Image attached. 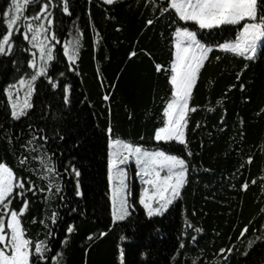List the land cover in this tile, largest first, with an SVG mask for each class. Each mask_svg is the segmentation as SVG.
Here are the masks:
<instances>
[{
    "label": "trees",
    "instance_id": "16d2710c",
    "mask_svg": "<svg viewBox=\"0 0 264 264\" xmlns=\"http://www.w3.org/2000/svg\"><path fill=\"white\" fill-rule=\"evenodd\" d=\"M63 2L53 0L57 35L70 41L76 29L82 33L75 71L69 72L59 58L52 66V75L57 78L65 72L61 85H71L67 104L62 86L53 90L46 79H39L31 98L34 107L26 117L13 120L4 89L18 80V68L27 70L24 63L13 64L30 58L20 51L27 42L17 35L19 47L14 48V54L0 55V159L17 169L18 175L27 174L17 159L31 124L46 130L51 138L46 149L55 154L61 172L71 161L81 173L82 197L75 195L74 176L61 177L66 203L63 207L58 201L51 205L59 211L57 223L49 225L54 229L52 254L62 253L60 264H121L119 253L123 250V264H174L182 241L186 247L175 264H192L201 254L204 259L198 264H264V43L255 60L213 48L193 91L191 104L197 111L189 115L187 146L156 142L154 130L161 126L162 109L170 92L167 73L157 72L155 64L165 69L169 65L174 39L170 24L175 17L165 16L146 26L152 14L145 8V0H116L111 5L102 0H67L69 16L62 13ZM9 3L0 0V15ZM30 4L27 15L39 10L37 0H30ZM184 26L193 28L191 23ZM4 31L0 20V32ZM236 33V26H222L201 30L198 38L216 46L234 39ZM130 52L136 55L129 58ZM241 84L245 85L243 90ZM229 85L235 87L229 91ZM106 93L110 95L108 102L103 100ZM218 99L222 100L220 105L216 104ZM8 136L12 143H8ZM115 138L190 161L181 196L162 215L148 217L139 205V182L132 166L129 199L135 210L124 221H113L107 159L109 140ZM189 151L191 157L186 155ZM249 155L253 157L251 164L246 163ZM253 178L255 184L251 183ZM33 179L38 186H46L35 176ZM245 181L249 187L242 190ZM29 199L30 211L22 218L23 224L33 239H43L42 226L30 223L32 217L39 218L46 210L43 194ZM249 221L253 223L248 232L237 239ZM69 224L75 225L70 235L65 231ZM101 232L106 235L100 236ZM90 234L92 239H88ZM66 235L67 241L61 245ZM230 247L231 254L219 253V249Z\"/></svg>",
    "mask_w": 264,
    "mask_h": 264
},
{
    "label": "snow or ice",
    "instance_id": "6c2138e0",
    "mask_svg": "<svg viewBox=\"0 0 264 264\" xmlns=\"http://www.w3.org/2000/svg\"><path fill=\"white\" fill-rule=\"evenodd\" d=\"M39 10L27 15L31 7L30 0H10L8 8L0 15L6 31L0 32V55L11 57L16 44L15 37L19 35L27 42V47L21 48L30 58L26 62L13 61V64H26V69L18 68L19 78L15 83H10L4 89L7 104L10 107V116L13 120H20L34 107L31 98L35 91V84L39 79H46L53 90L62 86L63 100L67 104L71 94V85H61L65 72H60L57 78L52 75V66L59 58L66 64L69 72L75 71L76 61L79 58L82 33L76 29V35L69 41L57 35L54 28L53 9L56 5L53 0H37ZM111 5L114 0H104ZM145 8L151 9L152 18L146 20V26H152L157 20L165 16L171 19L170 27L174 28L172 39V52L167 69L160 63L155 64L157 72L167 73L170 96L162 109L161 126L154 130L156 142H177L187 146V126L190 113L197 111V106L191 104L194 88L201 74V69L209 59V53L214 49L204 44L198 38L201 30L220 29L222 26H236L237 33L232 40L218 43L215 47L225 53H231L246 60H255L258 47L264 43V0H145ZM62 13L71 15L67 0L62 5ZM191 23L193 28L187 25ZM195 29V30H193ZM119 30V29H117ZM38 51V58H37ZM129 53V58L135 56ZM150 55V54H149ZM220 57H217L219 60ZM247 64L245 65V68ZM240 75H237V80ZM235 85H229L230 91ZM245 87L240 85L241 90ZM23 90V99L20 93ZM109 94L103 95V100L108 102ZM222 100L216 101L220 105ZM214 110V109H210ZM226 112V110H225ZM223 122V117L221 118ZM197 123V127H199ZM29 137L20 145V154L17 162L27 174L18 175L7 161L0 159V264H60L61 252L53 255L51 240L55 225L58 221L59 211L52 208L53 202L58 201L61 207L65 206L66 197L63 194L62 176H74L75 195L82 197L78 168L71 161L59 170L55 162V154L47 151L46 146L51 139L43 128H33L28 125ZM109 136L112 128H108ZM242 135V133H241ZM20 139V137H17ZM63 140V136L59 137ZM12 143V137H7ZM107 159L108 180L110 184V201L112 206L113 221H124L135 210L136 205L129 203L128 173L125 165L134 159L138 168L136 175L144 185L139 194V205L143 207L148 217L162 215L169 206L181 196L182 189L188 182L190 161L176 154L155 148L146 149L139 143L126 142L122 139L109 140ZM62 155V153H61ZM188 157L193 154L189 151ZM253 157L249 155L246 163L251 164ZM38 167H32V163ZM244 165L241 164V168ZM33 176L42 181L46 186H38ZM252 184L256 183L253 178ZM248 181L241 185L242 190H247ZM43 194L46 205L44 214L37 218L32 217L30 223L39 224L45 230L43 239H33L31 233L24 226L22 218L30 211L31 201L29 196L37 198ZM73 212L76 209H72ZM264 213V209H261ZM195 215V211L192 213ZM246 224L240 231V239L245 236L252 224ZM187 227L192 228L191 223ZM264 230V225H261ZM75 230L74 224H69L65 229L70 235ZM194 231H202L195 228ZM100 236L106 235L101 232ZM187 235V233H185ZM90 234L88 239H92ZM124 237H121L123 240ZM195 247L196 236L191 237ZM65 239L61 245L66 243ZM186 245L181 241L174 254L173 261L179 259L180 253ZM249 249L252 247L249 243ZM231 254L233 248H221L220 254ZM248 253L245 252L244 255ZM120 260L123 264L124 252L120 251ZM204 259L203 254L192 259V264H198ZM207 264V261H205Z\"/></svg>",
    "mask_w": 264,
    "mask_h": 264
},
{
    "label": "rangeland",
    "instance_id": "374dc122",
    "mask_svg": "<svg viewBox=\"0 0 264 264\" xmlns=\"http://www.w3.org/2000/svg\"><path fill=\"white\" fill-rule=\"evenodd\" d=\"M102 1H104V0H102ZM114 1H116V0H114ZM202 42V41H201ZM202 43H204V42H202ZM205 44V43H204ZM263 44V43H262ZM262 44L258 47V51H259V48L262 46ZM213 48H215V46H212ZM258 51H257V53H258ZM20 97H21V100L23 99V90L21 91V93H20ZM115 139H121V138H115ZM123 140V139H122ZM125 141V140H124ZM126 142H128V141H126ZM143 147H145L146 149H149V150H152V149H155L154 147H152V148H149V147H146V146H144V145H142ZM162 150V149H161ZM132 166H135V168H136V173H137V171H138V168H137V166H136V164H135V161H134V159H132V160H129L128 162H127V164L125 165V167H126V169H127V173H128V177H127V179H128V184H129V192H130V183H129V170H130V168H132ZM137 178H138V182H139V194H140V192L142 191V189H143V187H144V185L142 184V181L140 180V178L137 176ZM130 195H131V192H130ZM129 198H130V196H129ZM138 198H139V196H138ZM129 203L131 204V201H130V199H129ZM154 216H158V215H154ZM115 222H118V221H115Z\"/></svg>",
    "mask_w": 264,
    "mask_h": 264
}]
</instances>
